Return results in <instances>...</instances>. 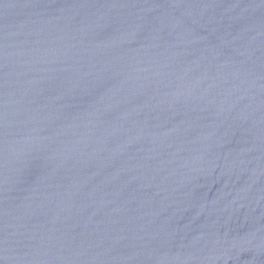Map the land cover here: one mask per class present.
<instances>
[{"label": "water", "instance_id": "95a60500", "mask_svg": "<svg viewBox=\"0 0 264 264\" xmlns=\"http://www.w3.org/2000/svg\"><path fill=\"white\" fill-rule=\"evenodd\" d=\"M0 264H264V0H0Z\"/></svg>", "mask_w": 264, "mask_h": 264}]
</instances>
